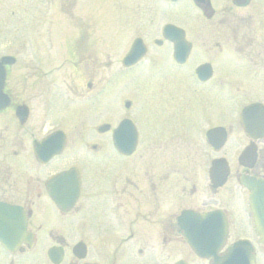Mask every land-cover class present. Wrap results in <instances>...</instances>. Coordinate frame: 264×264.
I'll return each mask as SVG.
<instances>
[{
	"label": "flooded vegetation",
	"instance_id": "obj_1",
	"mask_svg": "<svg viewBox=\"0 0 264 264\" xmlns=\"http://www.w3.org/2000/svg\"><path fill=\"white\" fill-rule=\"evenodd\" d=\"M183 1L193 9L190 31L180 26L190 45L188 58L195 51L196 58H206L197 66L210 65L204 79L194 73L197 101L210 112L209 121L181 119L176 128L170 121L145 118L140 121L144 130L131 109L133 100L124 98L120 107L126 114L114 124L102 122L108 125L104 131L95 125L91 133L79 115L82 103L100 101L107 90L96 89L92 79L98 71L77 70L85 87L71 82L58 87L53 70L42 71L38 63L36 71L12 77L13 64L6 66L2 90L8 102L0 107V264H264V246L242 207L244 202L249 211L243 180L264 179V0ZM45 4L69 15L74 0ZM161 27L153 45L173 50ZM145 45L143 59L154 58L150 74H161L167 56H148L150 45ZM143 59L129 66L120 59L118 70L109 74L126 75ZM169 64L175 71L186 63ZM30 78L36 86L29 85ZM58 100L77 105L71 119L65 118L69 113L58 118ZM123 118L137 133L130 153L113 144L112 129ZM189 128L196 141H186ZM171 138L178 150L172 159ZM187 148L194 149L193 156L186 155ZM170 160L177 165L170 167ZM215 209L224 215L225 233L213 253L203 255L188 246V230L196 237L218 236L220 219L181 215ZM237 239L248 241L252 263L233 262L229 247ZM248 251L245 246L240 254Z\"/></svg>",
	"mask_w": 264,
	"mask_h": 264
},
{
	"label": "rangeland",
	"instance_id": "obj_2",
	"mask_svg": "<svg viewBox=\"0 0 264 264\" xmlns=\"http://www.w3.org/2000/svg\"><path fill=\"white\" fill-rule=\"evenodd\" d=\"M182 1L167 4L165 0H74L72 11L66 15L54 12L51 5L45 4L46 0H0V56L9 54L16 58L9 68V76L36 71L33 66L38 63L42 71L53 70L51 77L58 87H64L66 82L84 86V81L76 74L79 69L98 71L92 79L96 89L104 86L107 90L100 101L82 103L84 109L79 115L87 123L85 129H90L91 133L95 125L114 124L126 114L120 107V99L124 98L133 100L131 109L144 130L146 127L140 121L145 118L170 121L176 128L181 119L190 124H197V120L209 121L210 112L204 105L200 106L204 104L201 99L197 101L193 75L195 65L206 58H196L194 51L187 63L174 71L169 67L171 48L153 45L163 23L171 22L190 31L193 9ZM49 22L52 25L48 26ZM135 36L142 37L150 45L148 56H167V60L163 58L165 66L161 74H150L154 68L150 60L154 58H144L130 73L110 75L118 70L120 59ZM103 75L104 81L100 82ZM34 80H28L30 86H36ZM69 104L58 100V118L60 113H69L65 118L71 119L72 107L77 105ZM76 115L74 119L78 118ZM187 135L194 138L186 141L197 140L193 128H189ZM174 139H170V147ZM187 149L186 155L193 156L194 149ZM169 152L170 159L178 154L172 147ZM186 160L185 166H188ZM189 161L193 167L194 159ZM176 163L170 160L169 165Z\"/></svg>",
	"mask_w": 264,
	"mask_h": 264
},
{
	"label": "water",
	"instance_id": "obj_3",
	"mask_svg": "<svg viewBox=\"0 0 264 264\" xmlns=\"http://www.w3.org/2000/svg\"><path fill=\"white\" fill-rule=\"evenodd\" d=\"M163 34L168 38L169 40L173 41L174 43V58L178 62H183L185 60V57L187 55L188 51V45L186 44L185 40L183 39L182 31L179 30L177 27L173 25H166L163 27ZM144 52V47L141 46L140 41L138 40L136 43L133 44L131 50L128 52V54L123 58L124 63H131L136 61ZM14 59L10 56H2L0 59V92L1 90V83L3 81V74L5 71V65L13 63ZM208 66L203 65L202 67L197 68V73L200 75H205V73H209V70L207 68ZM3 93V92H2ZM4 100V99H3ZM2 100L0 97V104ZM251 107V106H250ZM250 107L246 108L244 110L248 111ZM129 125L125 122L121 124L116 131H114V136L116 137L119 135V132L125 131ZM107 128V126L100 127V131H104ZM215 131V129H212L210 131V134ZM122 133V134H123ZM125 141V140H124ZM133 140L129 144L128 148H121L123 151L127 152L130 151L132 148ZM116 145L120 144V141H116ZM245 185L247 188L251 191L250 197H249V205L251 209V215L254 218L255 222V228L257 233L260 236V242L264 244V180L260 179H254L252 177H248L245 180ZM209 216H220L217 214V212L209 213ZM203 217V216H201ZM198 220V218H197ZM221 227H219L220 230ZM222 228L221 232H219V236H212V237H206V238H199L195 236H187L186 239L190 246L195 249L199 250L203 254L205 253H213V250L216 248L215 246L221 241V235H222ZM191 234H194L192 232ZM244 246L243 241H237L234 243L233 247L230 250V254L233 255V262H241L244 257L240 254ZM228 254V258L231 257V255ZM250 257V255L248 256ZM245 261H248L246 259Z\"/></svg>",
	"mask_w": 264,
	"mask_h": 264
}]
</instances>
